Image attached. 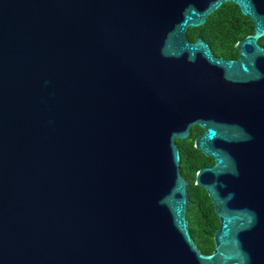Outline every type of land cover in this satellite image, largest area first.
Instances as JSON below:
<instances>
[{
    "label": "water",
    "instance_id": "1",
    "mask_svg": "<svg viewBox=\"0 0 264 264\" xmlns=\"http://www.w3.org/2000/svg\"><path fill=\"white\" fill-rule=\"evenodd\" d=\"M230 3L237 61L188 28ZM264 0H0V264H264ZM218 226L199 252L175 140Z\"/></svg>",
    "mask_w": 264,
    "mask_h": 264
},
{
    "label": "flooded vegetation",
    "instance_id": "2",
    "mask_svg": "<svg viewBox=\"0 0 264 264\" xmlns=\"http://www.w3.org/2000/svg\"><path fill=\"white\" fill-rule=\"evenodd\" d=\"M223 5H231L232 8H230L231 10L220 8L222 7L221 5L219 7L220 9L218 8L207 16L203 25L200 26V37L197 38L207 46L213 59L235 62L239 58V53L235 45L241 39L253 34V23L248 17L241 15L238 8L234 5L230 3ZM227 11H231L232 14L229 15ZM195 39L191 41L188 40V42L192 43ZM254 45L256 48L264 50V36L258 37L254 41ZM202 133V129L192 124L188 129L187 138L182 140L185 163L189 166L188 170H180L181 165L179 157V173L187 185L189 183L188 180L185 179V175L192 167L199 165L197 169L199 170L201 168H210L213 165V160L210 157L204 156L194 148V139Z\"/></svg>",
    "mask_w": 264,
    "mask_h": 264
},
{
    "label": "trees",
    "instance_id": "3",
    "mask_svg": "<svg viewBox=\"0 0 264 264\" xmlns=\"http://www.w3.org/2000/svg\"><path fill=\"white\" fill-rule=\"evenodd\" d=\"M220 8L231 10L230 8H232V6L222 5ZM227 12H229V15L232 14L231 11ZM200 29L201 27L195 29L188 28L185 33L186 39L191 41L200 37ZM175 144L180 157V170H188L189 165L187 166L185 163L183 141L175 140ZM198 166L199 165H195L192 167L185 175V179L188 180L189 183L187 189L188 204L185 218L187 220L188 232L197 250L204 255H208L213 248L212 235L218 226V222L205 192L193 185L194 174Z\"/></svg>",
    "mask_w": 264,
    "mask_h": 264
}]
</instances>
